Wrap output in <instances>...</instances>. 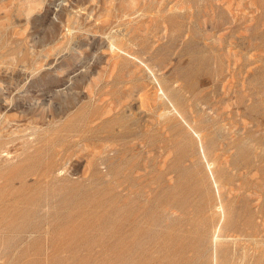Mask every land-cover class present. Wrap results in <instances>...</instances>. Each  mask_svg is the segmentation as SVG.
I'll use <instances>...</instances> for the list:
<instances>
[{
  "label": "rangeland",
  "instance_id": "obj_1",
  "mask_svg": "<svg viewBox=\"0 0 264 264\" xmlns=\"http://www.w3.org/2000/svg\"><path fill=\"white\" fill-rule=\"evenodd\" d=\"M0 264H264V0H0Z\"/></svg>",
  "mask_w": 264,
  "mask_h": 264
}]
</instances>
